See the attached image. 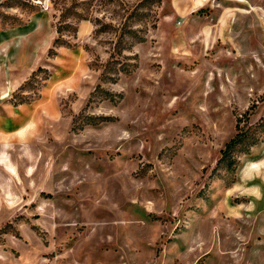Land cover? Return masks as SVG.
<instances>
[{
    "label": "rangeland",
    "instance_id": "rangeland-1",
    "mask_svg": "<svg viewBox=\"0 0 264 264\" xmlns=\"http://www.w3.org/2000/svg\"><path fill=\"white\" fill-rule=\"evenodd\" d=\"M0 264H264V0H0Z\"/></svg>",
    "mask_w": 264,
    "mask_h": 264
},
{
    "label": "trees",
    "instance_id": "trees-1",
    "mask_svg": "<svg viewBox=\"0 0 264 264\" xmlns=\"http://www.w3.org/2000/svg\"><path fill=\"white\" fill-rule=\"evenodd\" d=\"M247 137V132L246 131H239L227 144L226 147L223 151V156L220 160H229L227 165L228 167H231L234 164L232 157V153L234 151V148L236 145L242 143ZM255 143V141H253Z\"/></svg>",
    "mask_w": 264,
    "mask_h": 264
}]
</instances>
